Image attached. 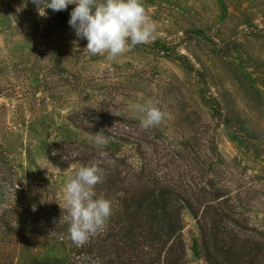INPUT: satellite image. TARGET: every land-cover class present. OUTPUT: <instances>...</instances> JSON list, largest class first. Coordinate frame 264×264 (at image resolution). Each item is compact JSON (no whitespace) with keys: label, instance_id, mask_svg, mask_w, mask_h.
I'll list each match as a JSON object with an SVG mask.
<instances>
[{"label":"rangeland","instance_id":"obj_1","mask_svg":"<svg viewBox=\"0 0 264 264\" xmlns=\"http://www.w3.org/2000/svg\"><path fill=\"white\" fill-rule=\"evenodd\" d=\"M141 2L155 38L108 61L69 26L75 5L39 17L31 0H0V264H118L133 182L194 204L216 189L241 235L264 232V0ZM149 99L166 116L145 130L129 106ZM102 130L101 149L92 134ZM92 164L112 211L76 245L59 204L67 179ZM182 219L188 264H206L196 219ZM92 237L108 241L88 257Z\"/></svg>","mask_w":264,"mask_h":264},{"label":"trees","instance_id":"obj_2","mask_svg":"<svg viewBox=\"0 0 264 264\" xmlns=\"http://www.w3.org/2000/svg\"><path fill=\"white\" fill-rule=\"evenodd\" d=\"M141 180L137 179V182ZM148 184L152 186L145 183V186L138 187L133 182L132 193L125 190L126 197L121 202L125 221L118 237L125 246L118 264H139V257L144 253L142 243L146 244L148 253L140 264H188L183 240L184 210L196 219L201 257L206 264H264V232H256L254 237L241 235L243 226L233 211H227L225 203L228 201L216 189L206 192L204 197L192 199L194 204L173 187L158 181ZM209 195L210 199L207 198ZM112 230L105 231L109 239L117 236ZM98 240L97 237L90 238L86 244V256L91 257L100 249V253L104 252L102 248L107 239L103 246H99ZM101 257L106 264H114L109 256Z\"/></svg>","mask_w":264,"mask_h":264},{"label":"clouds","instance_id":"obj_3","mask_svg":"<svg viewBox=\"0 0 264 264\" xmlns=\"http://www.w3.org/2000/svg\"><path fill=\"white\" fill-rule=\"evenodd\" d=\"M31 3L36 6L39 17H46L48 9L60 12L75 5L68 24L78 39L86 40L84 50L90 56L102 55L112 61L155 38V26L141 0H31ZM129 107L145 130L160 125L166 116L151 99ZM92 135L95 146L102 149L107 143L104 131ZM99 155L104 158L107 153L100 151ZM102 178L103 170L95 164L82 165L62 189L59 207L67 222L68 237L76 245L87 242L111 215V202L95 192Z\"/></svg>","mask_w":264,"mask_h":264}]
</instances>
